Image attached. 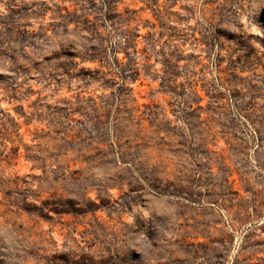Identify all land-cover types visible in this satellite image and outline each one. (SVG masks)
I'll list each match as a JSON object with an SVG mask.
<instances>
[{
    "label": "rangeland",
    "instance_id": "obj_1",
    "mask_svg": "<svg viewBox=\"0 0 264 264\" xmlns=\"http://www.w3.org/2000/svg\"><path fill=\"white\" fill-rule=\"evenodd\" d=\"M0 264H264V0H0Z\"/></svg>",
    "mask_w": 264,
    "mask_h": 264
}]
</instances>
